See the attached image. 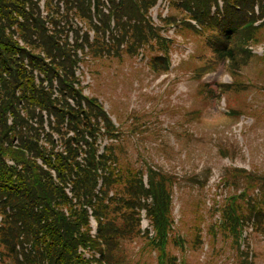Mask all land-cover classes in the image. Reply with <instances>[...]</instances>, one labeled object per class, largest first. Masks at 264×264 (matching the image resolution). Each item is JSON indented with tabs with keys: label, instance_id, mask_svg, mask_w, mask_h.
<instances>
[{
	"label": "rangeland",
	"instance_id": "374dc122",
	"mask_svg": "<svg viewBox=\"0 0 264 264\" xmlns=\"http://www.w3.org/2000/svg\"><path fill=\"white\" fill-rule=\"evenodd\" d=\"M148 16L149 26L139 32L155 29L161 39L142 42L135 55L130 48L90 63L96 75L93 94L122 127L116 144L122 149L121 168L151 166L171 177V234L183 247L170 242L168 248L177 264H264V226L255 225L250 208L243 210L251 222L242 236L223 228L231 200L244 192L264 211V55L250 53L249 42L241 41L239 50L251 57L240 70L228 62L217 64L208 46H217V33L161 22L183 17L163 0ZM124 28L125 23L119 26V36ZM260 33L259 41L252 39L260 46L257 52L264 45V28ZM130 35L133 47V26ZM105 45L99 42L100 48ZM156 57L158 66L171 63L172 70L155 69ZM121 244L127 259L120 264H158L146 236Z\"/></svg>",
	"mask_w": 264,
	"mask_h": 264
},
{
	"label": "trees",
	"instance_id": "16d2710c",
	"mask_svg": "<svg viewBox=\"0 0 264 264\" xmlns=\"http://www.w3.org/2000/svg\"><path fill=\"white\" fill-rule=\"evenodd\" d=\"M109 2L112 4L111 12L118 20L119 26L127 18L125 37L130 35V28L133 26L135 45L158 37V34L155 35V29L139 32L141 27L149 26L143 12H147L157 0H141V3L137 0ZM171 2L175 9L183 13V22L187 19L184 22L187 28L198 30L189 21L194 20L202 30H211L218 34L217 46H208L213 50L219 63L229 61L230 65H234L238 70L240 64H246L251 55L249 52H241L239 45L241 41L246 45L252 39L260 40L262 36L260 30L264 28V21L259 26H255V23L264 19V0H171ZM219 2L224 5L223 14L218 8ZM38 3L39 0H0L2 259L10 258L14 264H88L84 262L78 249L80 246H89L101 253L102 261L105 263L120 264L127 259L122 255L121 243L132 240L139 234L135 210L141 207L143 198L151 197L153 205L149 214L157 231V239L150 241L149 247L157 251L158 264H177V257L168 248L172 223L169 190L171 177L149 169L147 190L142 181L141 170L133 171L126 168L123 170L120 167L117 175L108 172L111 162L118 164V158L114 156L115 148L110 155L98 159L92 147L88 154L89 158L85 160L86 164L76 160L77 150L71 146L68 148L67 156L60 155L55 161L45 157V152L40 148L38 130L29 124L30 119L36 118V108L40 107L50 114L59 116L61 120L65 116V111L56 108L48 94L35 86L24 67L23 60L28 57L33 67L43 70L45 67L43 60L35 56L34 52L22 49L8 30L19 23L20 35L28 44H32V49L36 50L42 46V50L48 57L54 59V62L57 59L69 61L71 49L60 45L58 39L61 36L57 29L49 34L47 23L57 28L64 20H69L70 13L90 20L93 0H47L46 8L49 9L47 18L42 17ZM60 4L65 5L66 14H60ZM101 4V0H95L97 9ZM52 5L58 7V13L51 12ZM214 7L218 9L213 14ZM255 7H258L259 15H256ZM176 21V18H173L169 22ZM108 22L107 17L104 22L105 28ZM34 37H37L40 44L34 41ZM243 58L246 59L244 63ZM159 68L167 70L168 63L156 66V69ZM19 90L21 93L18 96ZM89 109V114L79 110L87 123L90 116H104L95 106L89 105ZM10 118L13 119L12 125L9 124ZM75 119L78 120L76 116ZM7 160L14 161L15 166H9ZM38 160L56 169L57 178L54 179L50 172L45 171L38 164ZM98 164L106 169L102 176L98 173L100 168ZM107 172L112 173L113 177H108ZM100 178H103L104 184L106 182L107 190L102 189L98 194ZM68 185L72 187V198L66 192ZM110 189L117 191V197L110 205H105L104 199ZM248 194L247 191L240 197L233 198L226 211L223 228L229 229L237 237L242 236V228L251 222V217L243 214L245 206L246 209L250 208L253 211L255 225L259 228L264 226V211L247 198ZM240 200L246 201L241 204ZM89 206L93 208L94 216L99 223L95 238L90 233V217L87 210ZM246 215H249L248 212ZM27 243H34L29 253H26ZM173 244L183 247L181 239ZM18 246L21 247V252ZM21 254L24 256L23 263L19 260Z\"/></svg>",
	"mask_w": 264,
	"mask_h": 264
}]
</instances>
